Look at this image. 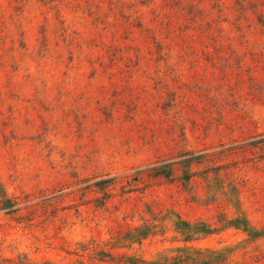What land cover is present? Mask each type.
Listing matches in <instances>:
<instances>
[{"label":"rangeland","instance_id":"374dc122","mask_svg":"<svg viewBox=\"0 0 264 264\" xmlns=\"http://www.w3.org/2000/svg\"><path fill=\"white\" fill-rule=\"evenodd\" d=\"M228 245L264 264V0H0V264Z\"/></svg>","mask_w":264,"mask_h":264},{"label":"trees","instance_id":"16d2710c","mask_svg":"<svg viewBox=\"0 0 264 264\" xmlns=\"http://www.w3.org/2000/svg\"><path fill=\"white\" fill-rule=\"evenodd\" d=\"M159 174H164L167 176L168 173L159 171ZM169 216H171V213L165 215L164 218H168ZM219 220L222 224L221 227L238 228L248 233V235L251 237H256L258 235V231L248 225V219L243 214H238L232 218L221 216ZM171 224L173 229L181 235L184 241L207 236L219 229L206 221L199 220L191 222L181 218L176 214L174 219H172ZM152 228L153 225L144 224L135 227L132 231L126 232L125 237H128L131 240H139L152 232ZM233 247V245H228L218 250H212L181 246L176 247L173 250L176 251L174 256H168L165 253H160L156 259L139 260V264H214L213 260L215 258L222 257L223 253H226ZM128 260L134 264L136 262L134 257H128Z\"/></svg>","mask_w":264,"mask_h":264}]
</instances>
